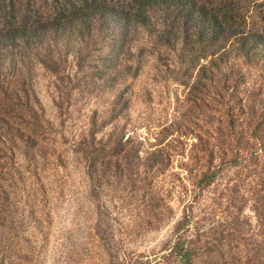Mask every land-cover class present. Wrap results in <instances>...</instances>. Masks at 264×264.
I'll list each match as a JSON object with an SVG mask.
<instances>
[{
    "label": "rangeland",
    "instance_id": "1",
    "mask_svg": "<svg viewBox=\"0 0 264 264\" xmlns=\"http://www.w3.org/2000/svg\"><path fill=\"white\" fill-rule=\"evenodd\" d=\"M57 1L0 0L47 29L0 45V264H264L262 47L56 35Z\"/></svg>",
    "mask_w": 264,
    "mask_h": 264
},
{
    "label": "trees",
    "instance_id": "2",
    "mask_svg": "<svg viewBox=\"0 0 264 264\" xmlns=\"http://www.w3.org/2000/svg\"><path fill=\"white\" fill-rule=\"evenodd\" d=\"M55 3L56 0H53ZM61 0L60 8L52 14L54 34L61 31L77 29L86 37L100 31L104 26L110 29L113 25H123V29L135 27H152L161 24V39L167 42L175 39L192 41L196 51L205 56L208 45L219 41L235 38L239 51L249 55L251 51L262 47L264 39L261 35L245 34L236 27L239 20H246L236 10L231 8L229 0ZM13 6V5H11ZM1 15H7V9L0 8ZM15 8L7 19L4 16L0 45L2 43H16L27 35L35 36L44 27L30 26L28 13L21 12L16 20ZM160 16V17H159ZM63 20L66 22L63 23ZM76 22V23H75ZM75 23V24H74ZM38 27V28H36ZM203 47V48H201ZM199 53V52H198ZM201 57V56H200ZM90 166H94L91 161ZM184 258V255H182ZM187 263L186 260H182Z\"/></svg>",
    "mask_w": 264,
    "mask_h": 264
}]
</instances>
